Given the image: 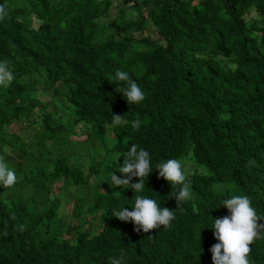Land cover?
I'll list each match as a JSON object with an SVG mask.
<instances>
[{"label":"trees","instance_id":"1","mask_svg":"<svg viewBox=\"0 0 264 264\" xmlns=\"http://www.w3.org/2000/svg\"><path fill=\"white\" fill-rule=\"evenodd\" d=\"M0 5V61L14 76L0 85V157L17 174L0 185V264H109L121 252L123 264H212L223 200L246 195L264 216V0ZM117 70L143 101L115 91L126 86ZM112 114L142 123L112 126ZM132 144L150 153L140 193L109 186ZM172 158L192 198L170 226L136 233L112 212L135 195L175 210L180 186L156 171ZM63 201L71 211L60 216ZM250 247L249 264H264V234Z\"/></svg>","mask_w":264,"mask_h":264},{"label":"clouds","instance_id":"2","mask_svg":"<svg viewBox=\"0 0 264 264\" xmlns=\"http://www.w3.org/2000/svg\"><path fill=\"white\" fill-rule=\"evenodd\" d=\"M133 15L136 13L133 12ZM8 16L5 5H0V20ZM116 81L126 82L123 88H116L117 93L123 92V96L128 104H138L145 99V93L138 86L128 72L117 70L113 77ZM14 80V76L9 69L8 61H0V85L7 86ZM42 96H48L43 93ZM126 116V115H125ZM125 116L112 114V126L130 123L134 130H138L142 121L135 119L126 121ZM139 149V150H138ZM122 166L117 171L121 174L117 176L114 172L110 173V187L122 188L128 187L134 193H140L145 188L144 178H148L152 172L150 153L136 144H132L129 150L124 154ZM254 161H249V165ZM158 179L163 178L171 186H180L177 191H171L170 199H175L177 207L175 210L167 207L161 208L157 201L146 196L135 195L134 205L129 210L127 207L119 210L114 209L112 215L122 222H132L136 233H150L160 226L165 228L170 226V222L176 218L177 212H182L181 202L190 200L191 181L187 179L186 169L182 168L179 159L172 158L161 160L156 164ZM138 178V182L133 183V179ZM17 181V174L11 170L5 160L0 157V185L6 188L12 187ZM156 194V193H155ZM158 196V194H156ZM229 215L222 216L213 220V235L216 244L212 245V264H249V254L252 243L264 234V216H258L256 210L252 207L250 199L246 195H234L231 198L222 201ZM20 230H23L20 227ZM6 234V233H5ZM125 253L120 256L109 258V264H123Z\"/></svg>","mask_w":264,"mask_h":264},{"label":"rangeland","instance_id":"3","mask_svg":"<svg viewBox=\"0 0 264 264\" xmlns=\"http://www.w3.org/2000/svg\"><path fill=\"white\" fill-rule=\"evenodd\" d=\"M127 1H129V0H127ZM152 37L154 38L155 35L152 34ZM41 99H42L43 101H48V100H49L48 96H43V97H41ZM11 129H12V127L10 126V127H9V131H12ZM16 132H19V131H16ZM27 132H30V129H29V130H26V131L22 130V131H20V134L23 136V135H25ZM106 134H107V133H106ZM70 211H71V204L68 203V202H64V201H63V203H62V205H61V207H60V210H59V215H60V216H62V215H69V214H70ZM73 224H74V223H73Z\"/></svg>","mask_w":264,"mask_h":264}]
</instances>
